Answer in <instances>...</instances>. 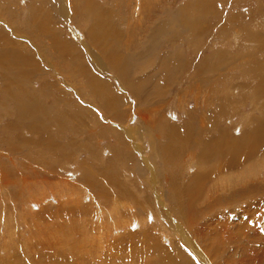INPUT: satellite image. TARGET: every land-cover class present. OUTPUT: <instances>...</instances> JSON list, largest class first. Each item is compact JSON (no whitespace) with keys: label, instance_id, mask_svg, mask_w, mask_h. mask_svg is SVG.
I'll use <instances>...</instances> for the list:
<instances>
[{"label":"rangeland","instance_id":"obj_1","mask_svg":"<svg viewBox=\"0 0 264 264\" xmlns=\"http://www.w3.org/2000/svg\"><path fill=\"white\" fill-rule=\"evenodd\" d=\"M0 60V264H264V0H0Z\"/></svg>","mask_w":264,"mask_h":264},{"label":"bare ground","instance_id":"obj_2","mask_svg":"<svg viewBox=\"0 0 264 264\" xmlns=\"http://www.w3.org/2000/svg\"><path fill=\"white\" fill-rule=\"evenodd\" d=\"M205 1V0H204ZM62 7V6H61ZM64 11H66V10H64ZM31 13V12H30ZM100 14V13H99ZM101 15V14H100ZM44 16V15H43ZM46 19V18H45ZM45 21V20H44ZM100 21V20H99ZM98 21V22H99ZM97 22V23H98ZM99 24V23H98ZM102 24H103V22H102ZM97 25V24H96ZM95 25V26H96ZM98 26V25H97ZM96 29V28H95ZM99 29V28H98ZM1 56H3V55H1ZM7 56V55H6ZM3 59H4V57H3ZM5 59H7V57L5 58ZM12 59V58H11ZM10 60V59H9ZM1 61V60H0ZM7 61V60H6ZM15 65V64H14ZM98 84V83H97ZM100 85V84H99ZM100 86H102V85H100ZM100 88V87H99ZM98 92V91H97ZM18 102H19V105L17 106V108H18V110H19V112H29V109H31L32 108V104H29V102H24L23 100H18ZM23 115L25 114V113H22ZM260 134V133H259ZM256 135V134H255ZM257 137H258V135H256ZM213 148H214V145H213ZM238 149V148H237Z\"/></svg>","mask_w":264,"mask_h":264}]
</instances>
